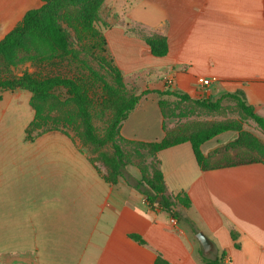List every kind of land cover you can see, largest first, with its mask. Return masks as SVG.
Returning a JSON list of instances; mask_svg holds the SVG:
<instances>
[{"label": "crops", "instance_id": "1", "mask_svg": "<svg viewBox=\"0 0 264 264\" xmlns=\"http://www.w3.org/2000/svg\"><path fill=\"white\" fill-rule=\"evenodd\" d=\"M41 0H0V40ZM104 29L109 58L139 103L122 123L130 142H156L170 127L160 100L242 93L264 116V0H108ZM164 38L166 55L146 42ZM212 82L202 87L199 78ZM32 94L0 92V264H205L191 227L164 211L123 178L111 184L92 153L59 131L26 139L35 118ZM232 140V139H230ZM204 142L205 157L228 144ZM165 184L186 192L183 215L225 253L227 264H264V163L203 170L190 142L159 151ZM137 169V168H136ZM141 178V172L125 170ZM137 236L144 243L134 239Z\"/></svg>", "mask_w": 264, "mask_h": 264}, {"label": "trees", "instance_id": "2", "mask_svg": "<svg viewBox=\"0 0 264 264\" xmlns=\"http://www.w3.org/2000/svg\"><path fill=\"white\" fill-rule=\"evenodd\" d=\"M42 6L29 10L22 22L18 24L13 30H11L3 39L0 40V59L7 57L18 49L26 39L40 44L48 45L52 50L60 55H66L68 53L69 38L63 28L56 22L53 14L49 11L50 5L55 1L64 2L66 0H41ZM85 1V0H83ZM97 0H89L88 4L82 5L80 8V15L78 20L72 23L78 28L87 31V36H97L99 39V51L102 53L95 55L91 49L88 48L87 52L94 58L99 65L106 71L114 82V87L104 84V89L108 95L107 104L108 107L114 112V118L107 129L103 137H98L90 122V115L88 106L90 105L88 94L84 88L77 84L74 79L66 78L62 76H53L48 78H35L30 74L24 73L19 77H10L5 72L0 71V92L8 90L25 89L32 94V106L34 107L35 99L47 101L52 95L53 90L57 88H65L70 90L72 99L78 106L81 114L84 129L85 138L88 145L92 146H111L110 154H97L95 157H91L92 163L98 169L104 180L108 183L115 184L120 178H123L131 187L140 192L144 197L148 206L153 211H164L168 213L172 218L176 220H182L187 223L193 233H198L199 230L195 227L194 222L188 217L183 215V210L191 206V200L186 192L173 193L168 190L163 173L160 167V160L155 156L159 151L166 148L176 146L184 142H190L196 160L199 166L203 170L212 168H218L223 166H234L240 164H249L263 162L264 159L255 158H234L230 159L231 152L228 151L227 145L221 147L214 152L210 153L208 157H205L201 151V145L222 134L224 132L234 130L235 128L226 122H219L207 127H202L197 130H185L181 126L167 127L165 126V137L156 142H130L126 141L120 136V130L122 123L128 118L129 114L135 109L141 95L129 94L123 73L120 69L114 65L113 61L106 56V41L101 33L94 28L96 18H94L95 4ZM97 5V4H96ZM79 33V30L76 29ZM79 43L82 41L78 38ZM151 48V52L154 56H164L168 51V46L164 38H153L146 41ZM94 48L92 44L90 46ZM157 93L163 95H173L179 99L191 100L188 95H181L177 93L160 92ZM226 97H230L236 100L239 108L243 113L252 118L260 126H264V116H261L255 112V109L249 105L242 93H228ZM204 106L208 108H215L218 106V102L212 103L210 101H200ZM162 114L164 117L168 116V104L167 99L160 100L159 102ZM35 109V108H34ZM35 127V118L26 129V139L28 141H34L37 136L44 132L31 134L30 131ZM253 140L250 135L243 133L239 134L238 139L232 146H237L239 142H247ZM88 145L84 146L87 148ZM134 148L146 149V152L150 155L152 163L156 165L151 172L145 167L141 166L142 162L137 159L133 165H135L141 172V178L135 179L130 175L125 174V168L128 165L127 158L129 152ZM88 149V148H87ZM89 150V149H88ZM90 151V150H89ZM91 152V151H90ZM134 239L142 242L143 240L137 236ZM200 255L205 264H227L225 253L216 254L215 256L205 255L203 251H200ZM154 264H169L162 256H158Z\"/></svg>", "mask_w": 264, "mask_h": 264}, {"label": "rangeland", "instance_id": "3", "mask_svg": "<svg viewBox=\"0 0 264 264\" xmlns=\"http://www.w3.org/2000/svg\"><path fill=\"white\" fill-rule=\"evenodd\" d=\"M107 1L97 0L94 12V18H96L94 28L103 37L104 29L107 27L104 20ZM88 3L89 0H66L64 2L55 1L50 5L49 11L69 38L68 53L66 55H60L48 45L26 39L13 53L0 59V71L5 72L10 77H19L27 73L39 79L53 76L74 79L88 94L90 122L95 134L101 138L114 118V112L106 102L108 95L103 87L104 84L114 87V82L87 52L90 48L95 55L102 53L99 51L98 37L91 34L87 36V31L72 24L78 20L82 5ZM76 29L79 30V33L76 32ZM78 38L82 41L81 43H79ZM92 44L94 48L90 47ZM106 56L109 58L108 53H106ZM124 80L130 95H141L135 92L134 87L125 78ZM227 94L224 93L217 99H199L200 101H210L212 103L218 102L219 104L215 108H208L197 100L168 99L167 117L170 118L172 124L170 128L181 126L185 130L194 131L215 123L226 122L235 128L222 133L227 135L228 141H230L227 145L228 151L231 152L230 159L236 157L237 159H264V126H260L252 118L245 115L236 100L226 97ZM34 108L35 127L30 131L31 134L59 131L74 137L82 145H88L83 120L77 104L72 99L70 90L57 88L53 90L49 100L35 99ZM241 131L250 135L253 140L250 142L238 141L237 146H232ZM87 148L91 151L93 157L97 154L104 153L106 155L111 153L110 145L97 147L89 144ZM128 152V165L125 170L128 168L137 171L138 168L133 165L137 159H140L141 166L150 172L156 167L146 149L138 150V148H134Z\"/></svg>", "mask_w": 264, "mask_h": 264}, {"label": "water", "instance_id": "4", "mask_svg": "<svg viewBox=\"0 0 264 264\" xmlns=\"http://www.w3.org/2000/svg\"><path fill=\"white\" fill-rule=\"evenodd\" d=\"M196 238L201 244L203 253L205 255H208L213 249L212 241L202 231H199L196 234Z\"/></svg>", "mask_w": 264, "mask_h": 264}, {"label": "built area", "instance_id": "5", "mask_svg": "<svg viewBox=\"0 0 264 264\" xmlns=\"http://www.w3.org/2000/svg\"><path fill=\"white\" fill-rule=\"evenodd\" d=\"M212 80L205 78V77H201L199 78V83L202 87H208L211 84Z\"/></svg>", "mask_w": 264, "mask_h": 264}]
</instances>
